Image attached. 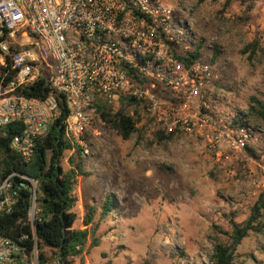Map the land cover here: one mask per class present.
Segmentation results:
<instances>
[{
	"label": "built area",
	"instance_id": "1",
	"mask_svg": "<svg viewBox=\"0 0 264 264\" xmlns=\"http://www.w3.org/2000/svg\"><path fill=\"white\" fill-rule=\"evenodd\" d=\"M197 49L200 56L186 60ZM203 51L192 27L163 0H0V135L12 122L23 123L11 145L31 158L36 139L62 109L55 93L40 98L17 90L45 77L66 97L72 151L92 154V138L108 123L100 109L134 114L126 109L144 99L136 123L142 135H195L214 154L217 169L227 171L253 159L249 148L258 135L248 111L217 115L223 92L214 60ZM16 174L0 164V211L15 202ZM19 251L0 237L2 264H13ZM23 264H38L37 251Z\"/></svg>",
	"mask_w": 264,
	"mask_h": 264
},
{
	"label": "rangeland",
	"instance_id": "2",
	"mask_svg": "<svg viewBox=\"0 0 264 264\" xmlns=\"http://www.w3.org/2000/svg\"><path fill=\"white\" fill-rule=\"evenodd\" d=\"M163 1L192 27L206 58L220 50L212 62L223 92L217 115L249 111L252 96L264 98V0ZM250 122L257 157L227 171L195 135L159 140L136 132L125 139L104 124L77 186L74 225L90 235L73 264H213L215 245L230 243L232 216L242 224L258 203L264 220V123ZM92 206L93 223L85 225ZM232 264H264V227L237 245Z\"/></svg>",
	"mask_w": 264,
	"mask_h": 264
},
{
	"label": "trees",
	"instance_id": "3",
	"mask_svg": "<svg viewBox=\"0 0 264 264\" xmlns=\"http://www.w3.org/2000/svg\"><path fill=\"white\" fill-rule=\"evenodd\" d=\"M256 45L257 41L251 43L253 55L256 53ZM219 53L220 50L216 47L213 60ZM200 54V49H197L195 53H190L186 60L195 59ZM17 92L40 98L55 93L62 113L49 121L44 132L38 136L30 159H25L11 145L13 137L22 130L23 123L12 122L3 128V134L0 135V164L4 165L6 173L15 171L18 174L12 179L17 190L15 202L9 210L0 211V237L12 240L20 248L13 264H23L32 258L34 251L38 254V264H51L54 260L59 264H73V259L81 257L85 252L90 235L87 227L74 225L79 217L74 209L79 177L89 174L85 168L86 158L78 149L72 151L74 145L66 131L65 118L69 107L64 94L56 93L45 77L19 88ZM132 101H136V98L133 97ZM137 101L138 104L132 102L133 105L130 106L134 108V114H125L121 110L110 112L100 109L99 116L112 124L123 138L129 139L136 132H139L142 138L144 127H137L136 123L143 115L145 100ZM248 117L264 123V98L251 97ZM165 137L166 134L157 133L159 140ZM249 151L252 156L257 157L254 149L249 148ZM30 179L35 181L36 189ZM21 182L25 184L21 186ZM94 208L92 206L86 212L85 225L93 223ZM106 212L107 210L104 213ZM230 222V243L215 245L213 264H232L237 245L248 236L250 230L260 231L264 227L260 205L256 203L253 206L244 223L240 224L233 216ZM95 244H98V240ZM107 264L117 263L109 261Z\"/></svg>",
	"mask_w": 264,
	"mask_h": 264
}]
</instances>
